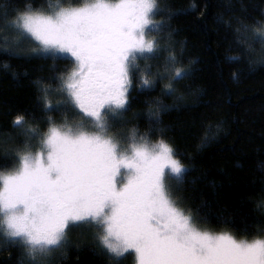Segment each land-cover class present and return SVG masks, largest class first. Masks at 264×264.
Returning a JSON list of instances; mask_svg holds the SVG:
<instances>
[{"label":"trees","instance_id":"obj_1","mask_svg":"<svg viewBox=\"0 0 264 264\" xmlns=\"http://www.w3.org/2000/svg\"><path fill=\"white\" fill-rule=\"evenodd\" d=\"M92 2L0 0V175L15 173L23 155L44 152L51 127L83 124L94 131L61 91V78L74 69V60L39 53V43L18 25L26 14L54 16ZM156 5L153 20L162 31L148 37L159 41L160 51L135 61L139 70L130 77L129 105L110 119L108 136L124 147L133 136L168 143L188 170L183 183L169 184L176 205L200 229L264 240V42L256 35L264 31V0ZM170 56L178 61L174 67L185 70L184 78L173 81V93L165 87ZM149 70L153 84L142 89ZM17 117H23L21 125H14ZM102 235L99 225L84 221L68 227L60 246L30 254L26 245L12 242L0 217V264H136L131 253L111 256Z\"/></svg>","mask_w":264,"mask_h":264},{"label":"snow or ice","instance_id":"obj_2","mask_svg":"<svg viewBox=\"0 0 264 264\" xmlns=\"http://www.w3.org/2000/svg\"><path fill=\"white\" fill-rule=\"evenodd\" d=\"M158 11L156 0H95L54 16L20 17L19 27L39 43V53L74 58L61 91L94 129L51 127L45 152L22 156L15 174L0 175V217L12 242L23 243L30 254L60 246L70 223L92 221L111 253L134 251L138 264H264V240L202 232L176 205L167 180L183 183L188 170L168 143L133 136L122 149L107 136L110 119L129 105L135 61L158 56L159 41L146 38L162 31L151 18ZM256 35L264 42V31ZM168 60L173 67L166 68L172 74L165 87L173 93V81L184 78L185 70L174 67V56ZM147 75L150 70L142 89L153 84ZM51 109L46 102L45 111ZM22 123L23 117L14 121Z\"/></svg>","mask_w":264,"mask_h":264},{"label":"rangeland","instance_id":"obj_3","mask_svg":"<svg viewBox=\"0 0 264 264\" xmlns=\"http://www.w3.org/2000/svg\"><path fill=\"white\" fill-rule=\"evenodd\" d=\"M92 3H94V2H92ZM84 7V6H83ZM79 8H81V7H79ZM70 9H72V8H70ZM27 15H41V14H27ZM42 16H46V15H42ZM152 18V20H153V16L151 17ZM21 23V21H20V19H19V21H18V25ZM153 23L155 24V25H160L159 23H156L154 20H153ZM264 27V26H263ZM146 38H149V37H146ZM37 42V41H36ZM49 54H51V55H53L52 53H49ZM55 55H60V56H65V57H69V58H71L72 60H74V58H72V57H70V55L69 54H60V53H57V54H55ZM130 91V90H129ZM128 98H129V93H128ZM122 112H124V110H122ZM87 118V117H86ZM114 118H117V117H114ZM89 119V118H88ZM112 119V118H111ZM107 136H108V133H107ZM109 137V136H108ZM130 145V144H129ZM129 145H127V146H120L122 149H126V148H128L129 147ZM43 147H44V142H43ZM45 150V149H44ZM46 151V150H45ZM44 151V152H45ZM42 152V151H41ZM41 152H38V153H41ZM38 153H36V154H38ZM36 154H31V155H33V156H35ZM26 155V154H25ZM24 156V155H23ZM22 158V157H21ZM175 158V157H174ZM176 159V158H175ZM20 162H21V159H20ZM21 167V166H20ZM186 168V167H185ZM16 173V172H15ZM15 173H11V174H15ZM11 174H8V175H11ZM174 181H176V180H174V179H171V178H169L168 180H167V183H168V185L170 184V183H173ZM191 218H192V222H193V224L195 225V227L198 229V230H200V231H207V232H209L210 234H213V235H222L223 233H214V232H211V231H209V230H203V229H200L197 225H196V223H195V221H194V219H193V217L192 216H190ZM84 222V221H83ZM79 223H82V222H78V223H70L69 225H68V227L69 226H71V225H77V224H79ZM4 225H5V227H6V224L4 223ZM68 227H67V229H68ZM7 229V228H6ZM67 229H66V231H67ZM66 231H65V233H66ZM227 235H230L232 238H234L235 240H237V241H240V239H237V238H235L233 235H231V234H227ZM246 241H248V240H246ZM248 242H251V241H248ZM104 246V245H103ZM105 247V246H104ZM55 248V247H54ZM105 249L106 250H108L106 247H105ZM49 252V251H48ZM47 252V253H48ZM108 252H109V254L111 255V256H113L114 258H122L123 256H125V255H127V254H129V253H131V254H133L134 255V257H135V261H136V264H138V262H137V255H136V253L134 252V251H129V252H127V253H125L124 255H122V256H119V257H117L114 253H111L109 250H108Z\"/></svg>","mask_w":264,"mask_h":264}]
</instances>
